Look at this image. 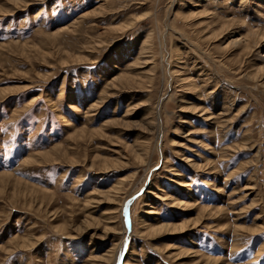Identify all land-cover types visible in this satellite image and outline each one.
<instances>
[{"label":"rangeland","instance_id":"rangeland-1","mask_svg":"<svg viewBox=\"0 0 264 264\" xmlns=\"http://www.w3.org/2000/svg\"><path fill=\"white\" fill-rule=\"evenodd\" d=\"M263 65L264 0H0V264H264Z\"/></svg>","mask_w":264,"mask_h":264},{"label":"bare ground","instance_id":"bare-ground-1","mask_svg":"<svg viewBox=\"0 0 264 264\" xmlns=\"http://www.w3.org/2000/svg\"><path fill=\"white\" fill-rule=\"evenodd\" d=\"M220 36V35H219ZM246 42V41H245ZM258 72H262V73H264V65L262 66V67H259V69H258ZM257 73V72H256ZM258 75V74H257ZM207 77H208V74H207ZM205 81V83H204V85L203 86H207L206 84H207V81H209V79H205L204 80ZM210 82V81H209ZM214 92V91H213ZM200 94V93H199ZM213 94V93H212ZM204 98V97H203ZM202 98V99H203ZM199 99H201L200 97H199ZM228 98H225L224 99V102L225 103H227L229 100H227ZM204 100V99H203ZM202 102V101H201ZM228 104H230V103H228ZM231 106V105H230ZM232 107V106H231ZM78 109V108H77ZM189 109V108H188ZM230 109V108H229ZM229 109H225V111H226V113H228V111H229ZM72 110H76V108H75V106H73L72 107ZM191 110V109H190ZM200 110L201 111H204V112H202V114L204 115V116H207L208 114V111H206L205 110V108L204 107H201L200 108ZM222 116V115H221ZM64 118V117H63ZM224 123V122H223ZM146 151V150H145ZM144 151V152H145ZM137 157L139 158L140 156L139 155H137ZM104 168L105 169H108V166H104ZM176 175V174H175ZM178 175V174H177ZM181 184V183H180ZM188 184L189 183H185L184 185H182V186H188ZM116 189V188H115ZM113 192V191H112ZM109 198V197H108ZM112 198V197H111ZM172 199V198H171ZM173 200V204L175 203V204H177V205H180V204H185L186 205V207H189L191 204H189V203H187V202H182V201H179V200H177V199H172ZM186 209V208H185ZM189 209V208H188ZM147 214H153V211H145ZM111 213V212H110ZM109 212L108 213H104V214H110ZM112 213H114V212H112ZM114 215V214H113ZM115 216V215H114ZM141 219V218H140ZM115 221V220H114ZM143 222V221H142ZM113 223V222H112ZM111 225V224H110ZM112 226V225H111ZM110 226V227H111ZM185 226V224H183V223H180V227L182 228V229H180L181 231L180 232H183L184 230H186V228L184 227ZM143 227V226H142ZM164 227V226H163ZM162 227V228H163ZM177 227V225H172V226H168V227H165V230H167V231H170L171 229L172 230H174V231H172L171 230V232H176V230H179L178 229V227ZM108 229L110 230V228L108 227ZM144 229V228H143ZM161 228H157V229H153L152 231H150L151 233H152V235H153V233H159L161 230H160ZM112 231V230H111ZM149 232V231H148ZM167 233V232H166ZM173 234V233H172ZM134 248V247H133ZM132 248V249H133ZM170 249V248H169ZM135 250V249H134ZM133 250V252H131V255L132 254H135V251ZM167 252H169V251H167ZM185 254V252H183L182 253V255H184ZM178 255H175V256H172V257H177ZM181 256V255H180ZM186 256V255H185ZM105 257V259L104 260H107V258L106 257H109V256H107V255H105L104 256ZM112 258V257H111ZM97 259V258H96ZM102 259V258H101ZM178 259H179V257H178ZM105 262V261H104Z\"/></svg>","mask_w":264,"mask_h":264}]
</instances>
